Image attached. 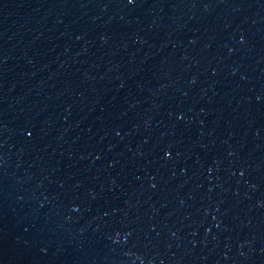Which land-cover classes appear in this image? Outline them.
<instances>
[{
    "label": "water",
    "instance_id": "water-1",
    "mask_svg": "<svg viewBox=\"0 0 264 264\" xmlns=\"http://www.w3.org/2000/svg\"><path fill=\"white\" fill-rule=\"evenodd\" d=\"M0 264H264V0H0Z\"/></svg>",
    "mask_w": 264,
    "mask_h": 264
}]
</instances>
